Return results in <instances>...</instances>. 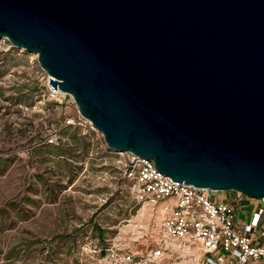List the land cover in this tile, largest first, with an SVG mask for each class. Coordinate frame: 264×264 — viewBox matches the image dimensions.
I'll list each match as a JSON object with an SVG mask.
<instances>
[{"label":"water","instance_id":"water-1","mask_svg":"<svg viewBox=\"0 0 264 264\" xmlns=\"http://www.w3.org/2000/svg\"><path fill=\"white\" fill-rule=\"evenodd\" d=\"M0 37L110 149L264 196V0H0Z\"/></svg>","mask_w":264,"mask_h":264},{"label":"rangeland","instance_id":"rangeland-1","mask_svg":"<svg viewBox=\"0 0 264 264\" xmlns=\"http://www.w3.org/2000/svg\"><path fill=\"white\" fill-rule=\"evenodd\" d=\"M48 80L36 53L0 37V264H103L108 245L147 243L162 205L134 196L101 132Z\"/></svg>","mask_w":264,"mask_h":264},{"label":"built area","instance_id":"built-area-1","mask_svg":"<svg viewBox=\"0 0 264 264\" xmlns=\"http://www.w3.org/2000/svg\"><path fill=\"white\" fill-rule=\"evenodd\" d=\"M50 90L53 95L61 92L58 87ZM114 153L134 196L152 206L161 204L162 215L147 243L111 244L103 264H247L264 259V196L235 191L233 200H213L212 189L173 180L148 157L128 150ZM239 208L245 209L242 216L237 215Z\"/></svg>","mask_w":264,"mask_h":264},{"label":"trees","instance_id":"trees-1","mask_svg":"<svg viewBox=\"0 0 264 264\" xmlns=\"http://www.w3.org/2000/svg\"><path fill=\"white\" fill-rule=\"evenodd\" d=\"M108 247H109V245L106 246V247H104V248L102 249V251H101L102 255L106 252V250H107Z\"/></svg>","mask_w":264,"mask_h":264},{"label":"bare ground","instance_id":"bare-ground-1","mask_svg":"<svg viewBox=\"0 0 264 264\" xmlns=\"http://www.w3.org/2000/svg\"><path fill=\"white\" fill-rule=\"evenodd\" d=\"M59 91H61V90H59ZM62 92V91H61Z\"/></svg>","mask_w":264,"mask_h":264},{"label":"crops","instance_id":"crops-1","mask_svg":"<svg viewBox=\"0 0 264 264\" xmlns=\"http://www.w3.org/2000/svg\"><path fill=\"white\" fill-rule=\"evenodd\" d=\"M263 224H264V222H263Z\"/></svg>","mask_w":264,"mask_h":264}]
</instances>
